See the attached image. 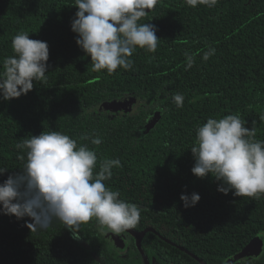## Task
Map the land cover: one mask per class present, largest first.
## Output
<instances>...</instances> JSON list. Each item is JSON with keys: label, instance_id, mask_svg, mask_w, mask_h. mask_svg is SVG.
<instances>
[{"label": "trees", "instance_id": "obj_1", "mask_svg": "<svg viewBox=\"0 0 264 264\" xmlns=\"http://www.w3.org/2000/svg\"><path fill=\"white\" fill-rule=\"evenodd\" d=\"M128 1L0 0V264H264V0Z\"/></svg>", "mask_w": 264, "mask_h": 264}, {"label": "water", "instance_id": "obj_2", "mask_svg": "<svg viewBox=\"0 0 264 264\" xmlns=\"http://www.w3.org/2000/svg\"><path fill=\"white\" fill-rule=\"evenodd\" d=\"M127 4L135 10H140V9L145 10L144 7H141V5L138 1L130 0L127 2ZM133 103H135V98L124 97V98L112 100L109 103H107V102L102 103L99 106V109H101L103 111H115V112H117V111H129L131 109ZM155 122H156V118L151 119L150 122L148 123L147 127H146V130H149L155 124ZM30 190H41V189L31 188ZM12 191H22V190L15 189V190H7V191H2V192L5 193V192H12ZM106 217L109 218L110 220L114 221L110 217H108V216H106ZM114 222H116L118 225L123 227L125 230H127L130 234H132L134 236L136 246L140 250V240H141V237L144 235L145 232L137 233V232H134V231L130 230L129 228H127L124 224H121L117 221H114ZM108 235L111 237L112 241L114 242V244L117 247H119V248L123 247L124 243H123V240L120 238L119 235L111 233V232L108 233ZM263 244H264L263 234H259V235L255 236L243 248V250L235 256V259H241V258H247V257H251V256L260 255L262 252ZM142 254H143L142 256L145 260V264H148L146 257L144 256V253H142Z\"/></svg>", "mask_w": 264, "mask_h": 264}, {"label": "rangeland", "instance_id": "obj_3", "mask_svg": "<svg viewBox=\"0 0 264 264\" xmlns=\"http://www.w3.org/2000/svg\"><path fill=\"white\" fill-rule=\"evenodd\" d=\"M135 103H133V105H134ZM133 105H132V107H131V109H133ZM130 109V110H131ZM120 112V111H119ZM125 112H128V111H125ZM129 112H131V111H129ZM125 255V253H123V256Z\"/></svg>", "mask_w": 264, "mask_h": 264}, {"label": "flooded vegetation", "instance_id": "obj_4", "mask_svg": "<svg viewBox=\"0 0 264 264\" xmlns=\"http://www.w3.org/2000/svg\"><path fill=\"white\" fill-rule=\"evenodd\" d=\"M123 243H125V242H123ZM124 246V245H123ZM119 248V247H118Z\"/></svg>", "mask_w": 264, "mask_h": 264}]
</instances>
